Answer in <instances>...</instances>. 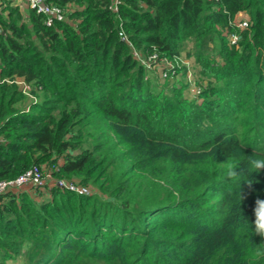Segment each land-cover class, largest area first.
I'll list each match as a JSON object with an SVG mask.
<instances>
[{
    "label": "trees",
    "instance_id": "trees-1",
    "mask_svg": "<svg viewBox=\"0 0 264 264\" xmlns=\"http://www.w3.org/2000/svg\"><path fill=\"white\" fill-rule=\"evenodd\" d=\"M120 1L50 0L48 27L0 0V181L39 166L94 188L1 195L0 264H264V171L226 178L264 158V0ZM121 26L143 55L186 51L200 93L185 66L149 79Z\"/></svg>",
    "mask_w": 264,
    "mask_h": 264
},
{
    "label": "built area",
    "instance_id": "built-area-1",
    "mask_svg": "<svg viewBox=\"0 0 264 264\" xmlns=\"http://www.w3.org/2000/svg\"><path fill=\"white\" fill-rule=\"evenodd\" d=\"M211 2H219L220 0H207ZM23 2V5L28 6V8L33 9L38 14L45 16V24L51 27L55 24L56 19L62 18L66 9L60 5L50 2V0H20L19 3ZM2 2H0L1 4ZM121 1L112 0L110 9L113 13L119 14ZM237 25L239 28H246L249 25V21L245 17L239 18ZM119 35L121 39L128 44L131 48L133 58L139 61L142 65L146 67L148 71L157 72L160 74L161 78L164 80L178 76L177 73L182 67L178 65L175 66L174 61L169 58H160L157 54L146 56L143 55L132 43L131 39L125 32L123 26H121ZM232 41L235 43L238 41L237 36H233ZM178 59V58H177ZM180 59V58H179ZM190 75V72H189ZM190 77V76H189ZM21 85L24 93L30 94L32 91V86L26 82H18ZM193 92L195 94L200 93V89L193 83ZM25 187H31L34 191L45 192L54 187L63 188L74 192L79 195L89 196L91 195V190L89 187L64 178L55 177L50 173L46 167L34 166L30 170L26 171L24 174L20 175L16 179L3 180L0 181V196L7 194L13 190L17 191Z\"/></svg>",
    "mask_w": 264,
    "mask_h": 264
},
{
    "label": "clouds",
    "instance_id": "clouds-1",
    "mask_svg": "<svg viewBox=\"0 0 264 264\" xmlns=\"http://www.w3.org/2000/svg\"><path fill=\"white\" fill-rule=\"evenodd\" d=\"M242 162L245 164L244 168H240ZM242 162L228 165L226 171V178L228 180L236 181L238 178L245 176V172L250 175L253 172L264 171V158L257 159L252 155ZM237 169L240 170L237 171ZM247 183L251 186L252 181L248 180ZM253 216L254 220L251 222L252 231L254 235H258L264 239V199L257 197L254 201ZM256 255L264 256V249L257 250Z\"/></svg>",
    "mask_w": 264,
    "mask_h": 264
},
{
    "label": "rangeland",
    "instance_id": "rangeland-1",
    "mask_svg": "<svg viewBox=\"0 0 264 264\" xmlns=\"http://www.w3.org/2000/svg\"><path fill=\"white\" fill-rule=\"evenodd\" d=\"M13 4H14V6H17L18 4H17V1H15V0H13ZM19 4H21L20 5V7H21V10L22 11H25V12H27L28 10H29V8H28V6H26V5H23V2H21V3H19ZM74 8L73 7H71V10H73ZM187 50H194V45H193V43H189L188 45H187ZM174 61V64H175V66H179V67H183V66H185L186 68H188V70H189V72H190V77L188 76V78H187V80L189 81V82H191L192 83V85H193V81H194V76H193V72H192V70L194 71V59L193 58H189L187 55H186V51H185V53H184V55L180 58V59H174L173 60ZM194 73H195V71H194ZM197 70H196V75H197ZM147 77L149 78V79H151L155 84H157V83H159V84H164L165 82V84H167L168 82H170L171 80H164V79H162L161 78V76H160V74L159 73H157V72H151V71H149V72H147ZM181 77H182V74L180 75V77L178 78V80H180L181 79ZM170 79H177V77L176 76H174L173 78H170ZM187 96L188 97H193L192 96V94L191 93H187ZM77 182V181H76ZM93 190H91V192L92 193H94V188L93 187H91ZM20 264H22V263H20Z\"/></svg>",
    "mask_w": 264,
    "mask_h": 264
},
{
    "label": "crops",
    "instance_id": "crops-1",
    "mask_svg": "<svg viewBox=\"0 0 264 264\" xmlns=\"http://www.w3.org/2000/svg\"><path fill=\"white\" fill-rule=\"evenodd\" d=\"M15 1H17V4H19V1L20 0H15ZM21 262H17V263H14V262H10L9 264H20Z\"/></svg>",
    "mask_w": 264,
    "mask_h": 264
}]
</instances>
